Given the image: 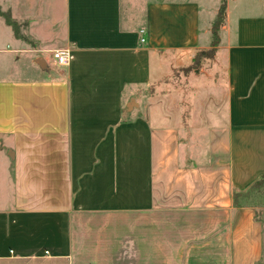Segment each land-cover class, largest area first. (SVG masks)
<instances>
[{"label":"crops","instance_id":"1","mask_svg":"<svg viewBox=\"0 0 264 264\" xmlns=\"http://www.w3.org/2000/svg\"><path fill=\"white\" fill-rule=\"evenodd\" d=\"M222 1L0 0V264H264V0L195 69Z\"/></svg>","mask_w":264,"mask_h":264},{"label":"trees","instance_id":"2","mask_svg":"<svg viewBox=\"0 0 264 264\" xmlns=\"http://www.w3.org/2000/svg\"><path fill=\"white\" fill-rule=\"evenodd\" d=\"M225 14H226V2L225 0L222 1V4L219 8V11L217 13L216 19L213 22L212 25V45L211 48L205 51H200L196 54V57L194 59V65L198 64L201 58L205 57H211L213 52L216 51V48L218 47L220 43V29L225 21ZM0 15L4 18L6 24L14 30V33L16 37L24 40H28L23 34H22V25L18 23L15 19L12 18L10 12H4L0 8ZM264 193V176H262L259 180L255 181L250 188L245 192H234L233 194V204L234 207H243L248 204H252L254 198L256 196L261 195ZM254 202V201H253ZM256 219H258L257 211H256Z\"/></svg>","mask_w":264,"mask_h":264},{"label":"rangeland","instance_id":"3","mask_svg":"<svg viewBox=\"0 0 264 264\" xmlns=\"http://www.w3.org/2000/svg\"><path fill=\"white\" fill-rule=\"evenodd\" d=\"M128 1L129 0H123V12H124V14L126 13V8L129 5ZM207 1H208L207 3L209 4V6L211 8H213V4H214L215 0H207ZM209 16L212 17V20L215 19V16L213 14V10L209 11ZM215 52L216 51H214L212 56L209 57V58L208 57L201 58L199 63L197 65L196 64L193 65L192 67H194L195 69H198V68L199 69H201V68L207 69L211 65V59L214 57ZM45 56H46L47 59L50 60V65H52L53 69H55V67L53 66L52 55L51 54H46ZM15 57H17V56H15ZM20 58L21 59H20V61L18 63H17V58H14V63L15 64H19V65L20 64L23 65L24 64V60H26V59L24 58V55H20ZM32 75H35V74H32ZM10 172H11V170H9V173L6 170H3L2 163H1V160H0V194H2V192H3L4 184H6L9 181H11ZM253 201L250 202V203H252L256 207H258V210H257L258 217L261 218L262 220H264V193L261 194V195L256 196V198H254Z\"/></svg>","mask_w":264,"mask_h":264},{"label":"built area","instance_id":"4","mask_svg":"<svg viewBox=\"0 0 264 264\" xmlns=\"http://www.w3.org/2000/svg\"><path fill=\"white\" fill-rule=\"evenodd\" d=\"M146 29L140 30V41L144 43L146 41ZM52 55L53 66L57 68H64L70 65L74 58L73 50L71 48L56 49L50 51Z\"/></svg>","mask_w":264,"mask_h":264},{"label":"water","instance_id":"5","mask_svg":"<svg viewBox=\"0 0 264 264\" xmlns=\"http://www.w3.org/2000/svg\"><path fill=\"white\" fill-rule=\"evenodd\" d=\"M36 63H37L40 67H44V65H45V61H44L43 59H38V60L36 61Z\"/></svg>","mask_w":264,"mask_h":264}]
</instances>
